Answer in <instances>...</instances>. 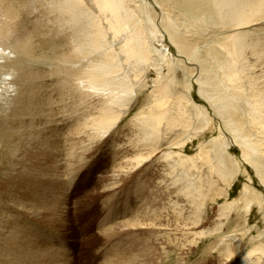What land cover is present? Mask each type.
Masks as SVG:
<instances>
[{
    "label": "rangeland",
    "instance_id": "rangeland-1",
    "mask_svg": "<svg viewBox=\"0 0 264 264\" xmlns=\"http://www.w3.org/2000/svg\"><path fill=\"white\" fill-rule=\"evenodd\" d=\"M37 1L6 0L3 3L0 0L4 7L7 5L13 7L19 20L30 31L31 43L36 45H33V49L36 47L34 56L38 57V62L22 63L25 72L28 74L32 69H37L36 71L39 73L42 72L46 74V77L48 76L42 81L39 80L41 82L39 85L44 87L45 93L42 92V94L46 99L52 100L50 102L51 114L48 119H45L47 120L46 124H44V118L40 121H43L41 126L44 127L41 136L48 134L51 143L50 141L43 142V145H40L38 149L36 148L37 144L31 147L32 149L36 148L40 153L51 154L52 160L48 161L45 157L40 159L38 157L40 155L36 156L37 154L32 158L27 154L29 159H26L29 161L24 159L25 168L19 171L17 164L20 160L17 163L13 155L15 147L18 145L16 143L18 135L22 134L18 132L21 122L19 117L25 110L24 107L23 109L20 107V110L17 111L15 108L5 106L9 99H7L5 90L0 87V264H5L8 261L7 259L1 260L7 256L8 245L12 244L18 253L24 249L23 245H17V240L14 241L7 236V229H12L11 232L18 231L13 235L16 238L18 236L19 240H23L24 238L21 237H24L25 234H30L25 239L28 241L27 243L33 244L34 241H38L40 248L50 249L54 256H59L55 258L56 260L59 258L61 264H153L154 260V264H242L244 256L254 248L261 247L264 250V185L260 183V178L255 175L256 172L253 171L250 163L243 160L242 149L236 145L237 143L230 138L228 133L225 136L229 143L226 149H223L224 146L216 141L220 137L218 127L221 125L219 120L212 116L213 109L207 101L209 94L204 93L205 97L204 94H201L200 83L202 80L199 79L201 71L195 61H189L182 53H178L173 42L165 35L166 32L162 26L165 14L162 15L163 9L158 4L159 0H141V2L143 1L146 7L155 6L153 22L157 24L162 36L166 38L164 42L152 41L151 46L156 47L163 54H169V63H163L159 57L160 53L155 52L156 55L153 57L156 62L153 63L155 66L150 69L147 75H144L145 81L142 85L145 86L138 88L139 93L132 109L120 119L113 129L100 138H97L96 132L91 130L88 125L90 118L97 115L99 105L104 101V97L101 96V92L96 93L94 89H90L89 85H85V90V86L79 85L74 78H71L72 76L66 77L63 72L58 71L59 68L66 70L69 67L63 62V58L67 57L74 47L70 30L68 26L58 23L54 16L49 17V12H46V6L43 4H39L35 11L36 5L34 4ZM166 1L173 4L170 0ZM171 10L168 11L170 16L182 23L183 17L178 12L172 10L173 13ZM192 21L193 19L190 18L191 23H186L185 26H187L189 36L193 33L194 36H191V38L194 37L193 42H199L197 45L199 53L207 56L208 48L219 50V45H222L228 34L227 31L223 28L210 27L211 21H206L201 28L193 27L198 24ZM15 22L18 24V21ZM152 26L154 25L152 24ZM261 32L264 35V31ZM4 53L6 56H14V58L19 55V52L7 50ZM176 60L179 63H174ZM255 60L256 56L250 59V61ZM170 61L177 68V72L174 74L169 73V67L173 65ZM0 63L2 64L1 60ZM68 69L71 70L72 67ZM73 70L77 71L75 68ZM158 72H162V77L165 76L167 79L175 77L174 81L176 82L172 84L169 94H173L169 98H172L171 104L175 101V97H177L176 102L179 100L182 102L183 98L189 95L187 98L191 97L192 102L204 107L207 114L211 113L213 118L211 122L214 123H210L213 125L206 128L204 121L199 120L192 130L194 132L185 129L181 124L177 125V128L174 127L169 131L173 136L170 138V135H166L162 140L165 151L152 155L149 153L150 150H143L142 145L137 142L136 118L138 113L142 109L147 110L156 98L157 94L154 91H157L158 86V84L155 85V82H159ZM190 74L195 75L190 79ZM260 75L264 85V67L258 65L254 70V76L259 79ZM7 79L14 82L10 78ZM64 81L69 84H66L67 87L62 84ZM187 82L192 83L191 95L187 94L185 88ZM15 84L20 85V83ZM46 85L49 88H45ZM246 85L250 84L247 82ZM49 89L52 90V93ZM23 91L28 94V87L24 86ZM177 93L181 96H178ZM176 102L174 104L177 107L176 111H172L173 114L180 109ZM171 104L167 105L170 110H172ZM244 107L246 108L245 105ZM186 111L196 115L192 105ZM30 120L31 117L27 116L23 122H27L25 123L27 125ZM169 120L170 118H168ZM38 121L35 118V125ZM200 127L205 128L201 130ZM197 129H200L199 132ZM27 133L28 129L24 128L22 134L24 138H27ZM178 141H185V144L171 147ZM20 146L21 144H19ZM11 148L13 150L10 152ZM23 148L21 149L22 155ZM206 149L210 150L209 157L213 160L212 162L208 161L210 162L207 163L208 167L204 163L207 161L205 159L207 158ZM25 150H29V147H25ZM169 150L171 153L178 154L179 158L184 160L188 158L186 161L189 162L187 163L189 166L187 165L186 172L191 174L196 181L198 188L194 191L198 196V200H196L202 207L200 210L196 208L193 210L185 196L179 195L175 192V188H171L170 180L167 179L165 184H162L161 179L166 178L168 169L163 156ZM141 154L145 157L152 156L135 168L136 162L133 159ZM228 155L230 156L227 157ZM60 156L61 158H59ZM219 161H224L226 166L230 165L232 169L238 163L239 171L236 174L238 176L229 191L225 186V179L217 172L222 165H219ZM47 164L49 167L45 169ZM210 164L215 165L212 171L209 168ZM33 165L42 166L45 169L36 171L41 177V182H35L37 187L34 184L36 190L30 189V184L25 186L24 183L26 175L30 174V178L33 177L32 173H28L32 172ZM119 171L120 173H118ZM247 186L249 193L245 196L244 191ZM41 188L42 190H40ZM27 190H31V195L25 192ZM28 198L34 199V201L36 199L37 202L46 199L53 201L46 202L43 214L36 216L35 210L31 209L30 202L24 205L29 211L22 209L23 201L21 199ZM195 211L197 214L194 215ZM50 214L51 219L49 220ZM38 216L41 218L40 220L37 219ZM104 230L107 233H104ZM37 249L33 245L29 248V250L38 251ZM143 252L146 254L142 255ZM140 254L141 257H138ZM263 257L261 260H257L260 258L257 256L252 259L257 264H264ZM141 258L146 261L143 259L141 261ZM147 259L148 263H146ZM62 261L64 262L62 263Z\"/></svg>",
    "mask_w": 264,
    "mask_h": 264
},
{
    "label": "bare ground",
    "instance_id": "bare-ground-1",
    "mask_svg": "<svg viewBox=\"0 0 264 264\" xmlns=\"http://www.w3.org/2000/svg\"><path fill=\"white\" fill-rule=\"evenodd\" d=\"M1 1L3 3L4 1L6 2V0ZM170 1H172L173 4L166 0H159V3L156 2L163 9L162 15L165 14L163 22L161 21L162 26L166 32L165 35L173 42L178 53H182L184 57L189 59V61H195L201 71V78L199 79L202 80L200 83L202 92H200L201 94L205 93L206 95H210H207V101L213 109L214 114L212 116L218 119L221 125V127L217 126L220 132V137L216 141H219L221 146H224L223 149H226L229 143L228 138L225 136L228 133L230 138L237 143L236 145L242 149L243 160H247L250 163L251 168L256 172L255 175H258L257 177L260 178V183L264 185V85L261 81V75L259 79H256V76H254V70L258 65L264 67V35L262 32V34L260 33V31H264V0ZM39 4L46 6L45 9L46 12H49V17L54 16L58 23L63 26H68V29L70 30V37L72 38V45L74 47L72 48L71 53L63 58V62L68 64V68L71 69L72 67V69L69 70L65 67L67 68L66 70L59 68L58 71L63 72L66 77L72 76L71 78H74L79 85H89L90 89H94L96 93L101 92V96L104 97V101H102V103L100 102L101 104L99 105L100 107L98 108L97 115L95 114L96 116L92 119L89 117L90 124L88 123V127L96 132L95 134L97 138L105 136L119 123L120 119L132 109V105L139 93L138 88L145 86L142 85L145 81L143 79L144 75H147L150 69L155 66V64H153L156 63L153 59L156 55L155 52L158 54L160 53L159 57L162 59L163 63H169V54H163L160 50H157L156 47L153 48L151 46L152 41L164 42V39L166 38L162 36L161 31L157 28V24L153 22L155 6L146 7L141 0H38L37 3L34 4L36 5L34 10L38 9ZM170 9L178 12L179 15L183 17L184 21L182 22L181 20L182 23H180V20L177 22L178 19H174L175 17L172 18L168 13ZM172 12L170 13L173 14L174 12ZM186 15L190 17H187ZM190 18L198 24V26L191 25L193 27L201 28L206 21H211L210 27L223 28L227 31L228 34L222 45H219V50L208 48L207 56L199 53V46H197L199 45V42L195 41L198 44L193 42L194 37L191 38V36L194 35L192 33V35L189 36L190 34L188 35L187 26H185L186 23H191ZM15 21H18V24ZM152 24L154 26H152ZM30 34L28 28H26L23 22L19 20L13 7L10 5L4 7L0 2V60L2 62V64L0 63V87L5 90L8 97L7 99H9V102L5 103V106L15 108L17 111L20 110V107L22 109L24 107L25 111L22 110L23 114L19 117L21 122L18 132L23 134L24 128L28 129L27 138H24V135L22 134L20 136L17 134L19 138H17V140L15 139L18 145L15 147L16 149L14 150L13 157H15L17 163L18 160H20L17 164L19 171L25 168L23 161L28 158L27 154L32 158L37 154L36 156L40 155L38 156L40 159L41 157L47 158L48 161L51 159V154L40 153L39 150L37 151L39 146L43 145V142L48 143L50 141V136L48 134L41 136L44 127L41 126L43 125V121H40L42 118H44V120L48 119L51 114L50 102L52 100L46 99L44 94H42V92H44V87L39 85V83H41L39 80L42 81L43 78H48V76L46 77L45 73H39L36 71V68V70L32 69V71L27 74L23 65H21L22 63L24 64V62L29 64L32 62H38V57L36 58L34 56L36 53L34 49L36 47L33 49L34 44L30 41L32 37ZM6 50L15 53L19 52V55L16 58H14V56H6L4 53ZM254 56H256V60L250 61L251 57ZM156 58L158 57L156 56ZM171 63L173 64V62ZM174 63H179V61L176 60ZM74 68L77 70L76 72L73 70ZM176 72L177 68H175L174 64L171 65L169 67V73L174 74ZM161 74L162 72H158L159 82H155V85L157 86L158 84V86L157 88L155 87L157 91L155 90L154 92H156L157 95H155V99L153 98V104H150L148 109L146 107L147 110L142 109L136 118L138 135L137 133L135 134L137 135V142L139 145H142L143 150H150V152H148L152 155L156 152L165 151L164 142L162 140H164L163 138H165L166 135H170L169 131L177 125L181 124L185 129L192 131L199 120L204 121L203 123L206 124V128L207 126L209 127L213 125L210 123H214L211 122L213 120L210 115L211 113L207 114L208 112L206 113L203 109L204 107L196 105L194 101L192 102L191 97L187 98L189 95L185 98H183V96L182 98L184 100L182 102L180 100L179 102H176L177 97H175L176 99L174 102L179 104L178 106L181 110L179 109V111L176 112L177 115L176 113L173 114L174 112L172 111H176L177 106L175 107L174 102L171 104L172 98H169L173 94H169L172 84L176 82L174 81L175 77L167 79L165 76L162 77ZM194 75L190 74V76H188L191 79ZM6 77L12 79L17 84L20 83V85H16ZM245 81L250 85H246ZM62 84L66 85L68 83H65L64 81ZM191 84L192 83L187 82L185 85L187 94L189 93L190 95L192 94ZM24 86L28 87V94L23 91ZM45 88H49V86L46 85ZM179 95L181 96V94H178V96ZM169 104L172 105L170 106V108L172 107V110L167 108V105L169 106ZM191 105L192 107L194 106L196 115H194L193 112L186 111ZM27 110H29L28 113ZM27 116L29 118L31 117V120L28 123L29 125L25 124L27 122H23ZM35 118L39 120L37 125H35ZM168 118H170V122L168 121ZM194 119L196 120L194 121ZM46 122L47 120H45L44 124H46ZM204 128L205 127H200L201 130ZM200 129H197L198 132ZM49 132L51 131L49 130ZM172 136L170 135V138ZM168 141H171V139H168ZM184 142L185 141H178L176 144H172L171 147H177L176 145L181 146V144L183 146L185 144ZM19 144H21L20 147ZM35 144H37V149H32L31 146ZM27 146L29 147V150H25V147ZM22 147H24L23 155L21 151ZM12 150L13 148L9 151L11 152ZM223 152L227 153L226 151ZM209 153L210 150H207V158H205L207 161L204 162L206 165L207 163H210L208 161H213L210 159ZM152 155H147L145 157V155L141 154V156L139 155V157H135L133 159L134 162H136V166L134 165L135 168L144 163L143 161L148 158L150 159ZM164 155L163 160H166V168L168 169L166 171V178L163 175L164 178L161 179L163 181L162 184H165V180H170L171 188H175V192L179 195L185 196L193 210H195V208L200 210L202 207H200L201 205L197 201L198 196L194 191L198 188L196 187V181L191 174L186 172V169L189 166L187 164L189 162L186 161L188 158H185L186 160L179 158L178 154L171 153L170 150ZM229 156L230 155L227 157ZM59 158H61V156ZM26 161L29 160L26 159ZM43 162L44 161L42 160V163ZM127 162L129 165V161ZM220 164L222 165L217 172L225 179V186L228 187L229 191L232 188V183H234L238 176H236L239 171L237 167L238 163H236L237 169H235L236 167L232 169V166L229 164V167L226 166L224 161H219V165ZM184 166L185 168H183ZM214 166L211 164L209 165L211 171ZM33 167L32 172L27 171L28 173H32L31 175H33V177L30 178V174L26 175L24 183L26 184L25 186L30 184V189L33 190L34 188L36 190L34 187L35 182H41V177L36 171L45 170L49 165H45V169L38 165H33ZM214 170H217L216 167ZM123 171L124 170L122 169V172ZM118 173H120V171ZM35 186L37 187L36 184ZM248 189L249 187L247 186V189L244 191L245 196L249 193ZM40 190H42V188ZM25 192L31 195V190ZM21 200L23 201V205L21 204L22 209H24V211H29L24 205H27V203L30 202L32 206L31 209L35 210L36 216L37 214L39 215L44 212L43 207L46 205V202L53 201L46 199L42 202H37L36 199L34 201V199L30 200L29 198ZM58 200L60 201L59 198ZM53 212L55 211L53 210ZM195 214H197V211H195L194 215ZM37 219L40 220L41 218L39 217ZM50 219L51 214L49 220ZM10 230L12 229H7V236L11 237L14 241L17 240V245H23L24 249L21 253H18L12 244L8 245L7 256L1 259L2 261L3 259L8 260V263L5 262V264H61L59 258L58 260L55 258L59 256H54L50 249H46L45 247L40 248L38 241L33 240V244L27 243L28 241L25 239L29 237L30 234H25L24 237H21L24 239L19 240L20 238L18 239V236L16 238L13 235L18 231L11 232ZM105 232L106 231L104 230V233ZM31 245H33L35 249L38 248V251L29 250ZM141 254L145 255L146 253L143 252ZM141 254L138 257H141ZM255 256L260 257L257 258V260H261V257L264 256V250L261 249V247L254 248L244 256L243 263H240L257 264L252 259ZM138 257L137 259L139 260ZM142 259L143 258H141V261ZM63 262L64 261H62V263ZM146 263H148V259ZM154 263L155 260L153 261V264Z\"/></svg>",
    "mask_w": 264,
    "mask_h": 264
}]
</instances>
